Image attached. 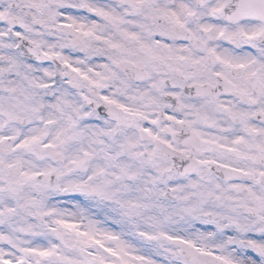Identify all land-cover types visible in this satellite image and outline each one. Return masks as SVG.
Returning a JSON list of instances; mask_svg holds the SVG:
<instances>
[{"label": "snow or ice", "instance_id": "1", "mask_svg": "<svg viewBox=\"0 0 264 264\" xmlns=\"http://www.w3.org/2000/svg\"><path fill=\"white\" fill-rule=\"evenodd\" d=\"M0 264H264V0H0Z\"/></svg>", "mask_w": 264, "mask_h": 264}]
</instances>
